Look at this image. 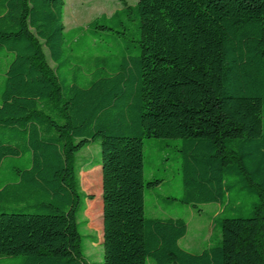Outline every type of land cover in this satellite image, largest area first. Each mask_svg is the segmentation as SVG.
Returning <instances> with one entry per match:
<instances>
[{
  "label": "trees",
  "instance_id": "16d2710c",
  "mask_svg": "<svg viewBox=\"0 0 264 264\" xmlns=\"http://www.w3.org/2000/svg\"><path fill=\"white\" fill-rule=\"evenodd\" d=\"M121 1L65 31L64 0H0V264H89L97 138L101 264H264V0ZM173 162L172 200L220 207L199 252L145 214Z\"/></svg>",
  "mask_w": 264,
  "mask_h": 264
},
{
  "label": "rangeland",
  "instance_id": "374dc122",
  "mask_svg": "<svg viewBox=\"0 0 264 264\" xmlns=\"http://www.w3.org/2000/svg\"><path fill=\"white\" fill-rule=\"evenodd\" d=\"M63 23L65 31L78 26H85L101 13L111 14L115 9L122 7L121 0H64ZM127 4H134L137 0H124ZM95 50L93 49L92 52ZM12 55L4 57L7 61ZM51 63V62H50ZM147 142V141H146ZM173 142H178L174 140ZM147 151V144L144 145ZM156 162V152H150ZM81 157V170L79 173L81 188L85 193H92L93 199H85L86 208L80 214V232L85 236L83 244L89 264H101L103 248L99 240L102 235V200L101 185H89L83 181V175L93 171L98 178L101 176L100 165L90 167L100 162L99 138L92 141L90 145L79 153ZM179 162L170 163L165 172L163 182L148 188L145 195L144 210L147 216L152 217H182L187 223L186 234L180 238L181 247L199 252L202 249L215 244L220 239L218 229L213 228V219L218 214L220 207L216 203L199 204L197 206L172 200L171 197L179 198L182 195L181 175L178 169ZM146 177L149 174L145 173ZM166 199L167 203L161 199ZM150 264H152L150 262Z\"/></svg>",
  "mask_w": 264,
  "mask_h": 264
}]
</instances>
